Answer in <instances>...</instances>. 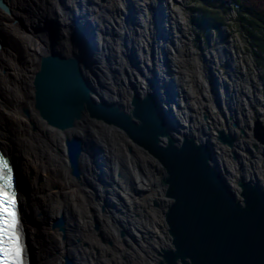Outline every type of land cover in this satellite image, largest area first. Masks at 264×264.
<instances>
[{"label": "water", "instance_id": "95a60500", "mask_svg": "<svg viewBox=\"0 0 264 264\" xmlns=\"http://www.w3.org/2000/svg\"><path fill=\"white\" fill-rule=\"evenodd\" d=\"M77 1L78 8L76 11L72 9L70 15L75 26L70 24V27H66L57 17L51 20L43 17L47 25L42 32L47 35L48 42L41 48L30 84L34 91L33 109L48 125L64 132L72 131L82 122L113 127L120 133L119 143H122L124 150L132 152V145L137 146L162 166L159 184L167 197L163 203L167 204L165 221L171 245L158 251L161 259L157 264H264L262 181L258 178L256 181L247 179L243 174L237 182L238 193L227 178L230 172L219 163L218 152L210 135L205 140L191 131H182V127L174 124L178 128L176 131L169 119L171 110L168 115L160 99L148 89L144 90L145 95L142 96L132 80L129 81L131 95L126 97L127 101L121 91L115 95L104 79L108 78L107 73L110 72L111 79L117 85H126L119 77V55L109 43L106 47H100L98 40L93 39V25L83 18L89 13L88 6L83 9L82 0ZM87 2L94 4L92 0ZM132 3L130 13L135 14L137 6L134 0H131ZM0 7L6 9L2 1ZM65 27L69 30L66 35ZM99 31L104 40L107 37L123 39L112 27L99 28ZM133 51L136 54L135 48ZM100 53L105 59L101 66L98 59ZM122 56L130 62L129 56L125 53ZM130 67L132 71L138 70L141 76H145L146 72L139 61L138 65L131 64ZM146 69L149 72L150 67L146 66ZM223 86L228 93V84L224 82ZM218 92L216 90L215 102L221 99ZM220 103L216 102L219 106ZM236 116L233 117L234 125L239 127ZM102 132L112 146L107 132L104 129ZM242 132L249 137L243 129ZM252 133L254 139L264 143V125L259 119ZM95 134L93 129H89L84 131L83 136L73 135L66 140L71 171L76 177L79 176L84 152L91 154L92 159L95 155L94 162L101 157L103 174H108V169L111 171L109 165L112 159L106 154L108 151L104 141ZM204 134L207 136L206 132ZM236 139L230 130H219L218 140L221 143L234 148ZM247 149L252 153L250 148ZM234 154L242 173L244 164L241 156L235 150ZM0 156L10 167L5 154L0 152ZM126 158V154L121 157L124 162ZM92 159L89 162L92 163ZM124 167L128 170L127 165L124 164ZM140 169L142 171V167ZM12 176L19 187L18 176L13 172ZM130 182L131 189L137 191L135 181L131 179ZM155 204L159 206L158 202ZM54 225L62 228L61 220ZM65 264L73 263L67 259Z\"/></svg>", "mask_w": 264, "mask_h": 264}, {"label": "bare ground", "instance_id": "6f19581e", "mask_svg": "<svg viewBox=\"0 0 264 264\" xmlns=\"http://www.w3.org/2000/svg\"><path fill=\"white\" fill-rule=\"evenodd\" d=\"M0 1L6 7L5 10L0 7V152L5 154L11 163L10 167H12L13 174L18 176L17 184L19 187L15 185L13 180V191L17 198L20 237L24 252L22 264H65L67 259L73 263V250L77 247V243H80L81 247L79 248L86 252L84 254L92 260V264H103L105 263L106 249L102 247L103 245L98 238H92L94 233L96 236L99 233L98 235L102 238V229H104L101 157L94 162L95 155L92 159L91 154L84 152L81 158L79 176L76 177L71 171L66 140L71 139L73 135L83 136L84 131L93 129L97 138L104 141L109 152L115 154L116 158L120 160L124 151L122 143H119L120 133L113 127H106L99 123L85 124L84 122L78 124L72 131L64 132L48 125L33 109L32 105L34 91L30 84L35 63L41 54V48L43 49L48 42L47 35L42 32L47 25V21L45 22L43 17H47V20L57 17L64 26L70 27V24L75 26L74 20L70 17L75 0ZM66 27L64 29L65 35L69 31ZM176 38L177 36L173 41ZM178 41L180 40L175 42L174 47L180 55L183 45ZM118 53L122 52L119 51ZM102 56L100 53L98 58L100 66L105 63ZM119 63V71L123 69V64L128 67V69L122 70L121 77L119 75L126 85L129 86V81L132 80L139 90L140 88L146 90L145 78L137 71H132L131 65L120 55ZM180 64H176V66H178L180 73L185 76L184 83L188 87L191 106L194 108L198 104V96L195 95L196 83L190 79L194 73L191 70L188 72V70L186 74L185 69ZM107 76L108 78L104 81L109 83L115 91V95L121 91L125 97L124 100L127 101L126 97L131 95V92L127 91L128 87L117 85L111 79L110 72L107 73ZM230 89L232 90V88ZM235 90L238 92V89L234 88V95L236 96ZM140 94L145 95L141 90ZM241 103L244 102L239 101V104ZM195 114L196 117L200 116L198 112ZM102 129L111 138L112 146L107 142L109 139L106 140ZM219 143L217 142L219 150L226 148ZM247 145L250 146L249 143ZM134 147L139 151L141 158L146 159L145 162L147 163L148 155L137 146L132 145L131 148L134 149ZM254 147L257 148V146ZM235 149L239 150L236 147ZM133 152L130 153L133 154ZM230 153L233 152L230 150ZM90 157L94 164L89 162ZM159 169L162 174L161 165ZM27 171L36 172L37 177L38 174H41L42 179L38 178L37 180L34 174L33 180H29L26 176ZM138 183L141 188L147 187L146 182L141 179L138 180ZM32 185L37 186L38 192ZM161 189L164 193L163 187ZM236 190L239 193V187ZM165 198L167 199L166 196ZM154 212H152V220L146 219L143 222H147L153 229H158L162 226L163 220L160 218L158 220L157 214ZM58 220H61L62 228L54 225ZM78 220L80 240L77 243H72V227ZM97 222L98 228L96 229ZM51 226L53 228H50ZM85 264L89 263L86 262Z\"/></svg>", "mask_w": 264, "mask_h": 264}, {"label": "flooded vegetation", "instance_id": "af4514ba", "mask_svg": "<svg viewBox=\"0 0 264 264\" xmlns=\"http://www.w3.org/2000/svg\"><path fill=\"white\" fill-rule=\"evenodd\" d=\"M92 1L94 2V4L88 3L87 0H82L81 3H84L83 9H85L88 6L89 13L87 15H84L83 18L87 22L93 25L92 29L95 30V36L93 39L98 40L100 47L101 46L106 47L107 46L106 44L109 43V46L112 48L114 52L118 53L120 51L122 53H125L127 56H129L131 64H134L135 66L138 65V61H139L141 68L146 72L144 73L145 76H143L147 84L145 86V89L146 90L148 89L151 93L154 94V96H157L160 99V102L162 106L164 107V109L166 107V109L168 110L169 112L168 115L171 114L172 112V114L169 116V119L171 120L170 121L171 127L176 129L177 131L178 128L175 127V125H177L179 128L182 127L181 128L182 131L183 130L191 131L197 137H201L198 134L199 131L197 129H193L191 123L198 121L197 118L199 117H196L195 112H198L201 115V113L199 112L200 110L203 111L204 113V110L210 111V109L208 108L206 104H204V101H201V96L197 94L195 95L198 96V101H197L198 104L197 106H194L195 109L191 106V97L189 95V90H188V87H186L184 83L185 76H183V74L180 73L178 66H176V64H180L182 61V63L185 64V68L189 67L192 72H195L196 68L193 66L195 65V63L192 64L188 56L183 58V60H180L178 55H176L178 54V52L174 55H171L172 51L169 48L168 44H173L174 46L175 41L173 40L175 39V34L173 33V35L171 34V36L167 37L168 33H171V32L167 31L168 26L163 25L161 21L159 22L157 21L156 18L159 15L157 8H155L154 6L152 7V10L150 12L152 16H154V20L149 21V24L147 26H144L135 19L134 14L130 13L132 12V9L130 7L133 6V3L131 4V0H92ZM162 1H165V0H162ZM76 8H78L77 0H75L74 2L73 10L76 11L75 10ZM140 10L143 11V9H140ZM102 24L105 25L104 27L114 28L116 33L122 35L123 39L122 40H120L119 38L111 39L110 37H107V40L105 41L103 34L99 31V28L104 29ZM147 42L149 43V49H147L146 47ZM133 48H135L136 54L134 53ZM149 51L152 54H149ZM122 53H118V55L122 56ZM138 56L140 58L139 60H137ZM171 56H173L172 57L173 59H171ZM102 58L104 59V56H102ZM158 58H159V62H158ZM130 62L128 63L130 64ZM152 64H155L156 67L153 68ZM146 66L150 67L149 72L147 71ZM123 67H125L124 64L122 68ZM201 69L204 70L203 67ZM122 70L123 69H121L120 71L121 75H122ZM175 74H178V76H180L181 83H177L174 77ZM210 75L215 77V73L213 71H211ZM208 79H209V76H208ZM223 82H226V80L222 81V79H219V84ZM125 86L129 87L127 85ZM212 87H214L213 84L212 86L209 84V89L211 92L210 94L212 96V100L214 103H216L215 102V98H216L215 96H217L216 89L214 88L213 90ZM239 88H241V86H239ZM140 90L144 94V89L140 88ZM127 91H129V89H127ZM217 91H219L218 94L220 93V95L221 93H223L220 91V89ZM235 93H236V96L233 94V96L235 97V100L236 101L239 100L241 102L243 101V98H245L247 94V93H242V89L241 91L238 90V92L235 90ZM226 94L228 95V93ZM242 104L243 103L239 104L241 106L240 108L244 109L245 105L242 106ZM199 105L201 106L199 107ZM186 107L187 109H185ZM181 114H182V117H181ZM225 114L222 115L224 119L218 118V120H216L212 116L209 117L210 121L206 120V125L203 127V133L206 132L208 133V135H210V139L212 143L214 144L216 151L219 152L218 156H220L219 161H220L221 167L224 170L225 168H227L228 171L230 172L227 175V178L229 177V179H233L235 177V174L237 172L241 174V171H240L239 161H237L235 164L230 161V159L232 158L231 154L234 155V150H235L239 153L241 157H244V155H242L240 151L248 150L247 148H250V146L248 147V145L245 144V141H242L241 142L242 145L235 142L236 144L234 148L227 147L228 145H226L225 146L226 148H222L219 150L218 145H217L218 135L216 132L218 130L217 128H219L220 126H223L224 123L225 124L229 123V121H227L225 118ZM228 114L230 115V118L233 120V126L236 127L234 125L235 118L233 117L234 115H237V114L233 111L232 112L229 111ZM239 115L242 116L243 118L241 119H242V122H244V127L250 131L251 124L250 125L247 124V122H249V119H248L249 117H247V114H245V112H241V114ZM238 120L240 124V119ZM242 125L243 124L241 123V125L237 127L236 129H240ZM234 134L238 135L235 132ZM205 137L206 135L203 138ZM104 147L108 151V153L106 154L110 156V158L112 159V162L109 165L111 167V171H109V169L108 170L106 169L108 174H103L102 173V169H103L102 159H101V180H102L101 196H102V206L104 207V210L103 209L102 210L105 216L103 219V226H104V229H102L103 236L102 238L99 237L98 240L103 245L102 247H105L106 249V252L104 254L105 263L103 264H154L156 259L157 261L158 259H161L160 253H158V251L160 250L155 249L156 247L152 243H149L150 242L149 236L148 235L145 236L144 232L143 231L141 232L138 226L142 228L150 227V225L147 222H143V221H145L146 219L152 220V214H153L152 212L155 211L154 213L157 214V219L159 220L160 218L163 220L162 226H160L158 229H155V230L159 231L160 229L165 228L163 229L162 235L158 237V240L161 242L162 241L166 242V240H168L166 234L168 233L169 235V232L167 231V233L165 234L167 230V226L166 224H163V223H166L165 217L163 216L165 215V212L167 210V204L163 203V207L159 209V213H160L159 215L158 211L151 208V205L149 203L144 204L139 200H135L133 193H135L136 195H141L139 193L141 190L139 189L140 186H139L138 180L140 179L143 180L144 182H146L147 185L149 183L148 176L146 174L142 175L143 170L141 171L140 167H145V169H147V166H149L150 169L156 170V172L159 173L161 177V170L159 169L160 165L157 161H155V159H152L150 156H147V155L145 156H147L149 160L146 163L145 162L146 159H144L143 157L141 158V156L139 155V151L137 150L136 147H134L133 149L134 151L133 154L130 153L128 150L123 151L122 156L125 154L127 156L125 160L126 162H124L122 159L118 160L115 154L109 152V149L106 148L105 144H104ZM235 147L239 150H236ZM230 150L233 153H230ZM250 150L252 151V153H254L252 148H250ZM263 151H264V147H263V150H260L259 153L261 154ZM225 156L228 159V161L226 160V163L223 160H221ZM261 157H262V154H261ZM250 158L253 161L251 160L249 164H246L247 158L243 160L245 172L251 171L252 173L251 179H254L256 181L257 180L256 178H258L260 181H262L256 172L257 166L255 163L258 162L259 157L254 156L253 154L251 155ZM124 164L127 165L128 170L124 167ZM139 171L141 172V174L139 173ZM259 171L261 170L259 169ZM150 172L151 171H149V173ZM131 179L135 181L134 184H136L137 191L131 189L132 188L131 182H130ZM161 192H162L161 195H163L162 189H161ZM155 206L157 205L155 204ZM78 222L79 220L76 221V223L74 224V227H72V231H71L72 232L71 234L72 243L73 242L77 243V241L79 242L80 240L79 234H78L79 233ZM135 225L137 226L136 231L140 234V236L136 235L132 231V226H135ZM93 237L97 238L95 233L94 235H92V238ZM170 242H171V239H170ZM145 243H148L150 247L153 250H155V253L150 254L151 251H146L144 249V245H142ZM76 246L77 247H75V249L73 250L74 251L73 252L74 257L72 259L73 263L80 264V261H82L81 264L83 263L85 264L86 262L89 264H92L93 263L92 260L88 256L86 257V255L84 254L85 251L79 248L81 247L80 243H77ZM127 248H130V249L127 250ZM140 254L142 255V257H140ZM151 257L153 258L151 259Z\"/></svg>", "mask_w": 264, "mask_h": 264}, {"label": "rangeland", "instance_id": "374dc122", "mask_svg": "<svg viewBox=\"0 0 264 264\" xmlns=\"http://www.w3.org/2000/svg\"><path fill=\"white\" fill-rule=\"evenodd\" d=\"M134 2L136 3V6H137L136 7L137 11L134 12L135 19L144 26H147L149 24V21L154 20V16H152L150 12L152 10V7L154 6L155 8H157V11L159 13V15L156 18L157 21L161 20V22H163L164 25L168 26V30H167L168 32L169 31L172 32L173 30L175 37L177 36L175 42L177 40H180L181 43L180 41H178V43L183 45L181 46L182 54L180 55L178 54L179 59L183 60V58L188 56L192 64L195 63L194 67L196 68V71L193 72L194 75H191L190 73L191 75L190 79L192 80L193 83H196V94L201 96V101L205 100L204 104L208 106L210 111L204 110V113L201 110L199 111L201 115L199 116L198 121H195L193 124L191 123L193 129H197L199 131L198 134L201 137H204L205 134L203 133V127L206 125V120L210 121L209 117L211 116L214 117L216 120H218V118L224 119L222 115L226 113L225 118L227 121H229L230 124L224 123L223 126H220L221 128H218L216 132L217 135H219V130H225L226 132H228L230 128V131L232 132V134H234V132L238 134L236 135V138H237L236 143H240L241 145H242L241 143L242 141H246L249 143L250 148H252L254 152L253 153L254 156L259 157L258 162L255 164L261 171H259V169L257 168L256 172L258 173L259 177L264 183V151L261 153L262 157H261V154L259 153V151L263 149L264 143H260L256 139H254L253 133H252L257 119H259L264 125V83H263V80L261 79V77L264 74V71H262V69L258 66V61L253 55V52H252L253 48L249 40L247 39V36H245L242 29H240V27H237L236 25V22H235L236 13L234 12V9L231 10L230 11L231 13L228 14L227 16L228 17L227 22H228V25L230 24V26H223L218 31L215 29H212L211 31L207 32L206 35H202L201 36L202 38H200L199 41H196L198 36L201 35V31L200 29L196 27V25L192 21L193 15L195 13L191 11L192 9L191 7L193 6V4L190 3L189 0H165V1H162V0H144V1L134 0ZM263 2L264 0H247V4L253 8H255V6H258V7L260 6L261 8ZM142 8H143V11L140 10ZM160 16L162 19H160ZM169 36H171V33H168L167 37ZM168 45L171 51L173 52V53L171 52V55L176 54L177 50L175 49L173 44H168ZM146 47L147 49H149L148 42L146 43ZM149 54H152V53L149 51ZM172 57L173 56H171V59H173ZM158 62H159V58H158ZM152 66H154V64H152ZM181 66L183 67V69H185L186 74L190 72L191 69L189 67H186L187 68L186 69L185 64H183L182 61H181ZM202 67L205 70L204 73H203V70L201 69ZM211 71L215 73L216 77H213L212 75H210ZM178 74H175L174 77L177 83H181L180 76H178ZM208 76H209V79H208ZM219 79H222V81L226 80L227 84L229 85L228 95L226 94V90L224 89V86H223L224 82L223 84H219ZM209 84L211 86L213 84L214 86L212 87L213 90L215 88L216 90L220 89V91L223 92L221 94V99L219 98V101L218 99L216 100L218 104L221 102L220 106L213 102L212 96L210 94L211 92L209 89ZM239 86H241L242 93H247L246 97L243 98L244 103L242 104V106L245 105L244 109L240 108L241 106L239 105V100L236 101L235 97L233 96L234 88L239 90L240 89ZM230 88H232V90ZM200 106L201 105H199V107ZM229 111L231 112L233 111L235 113L237 112V119H240V125L241 123L243 124L240 127V129H236L237 127L233 126V120L230 118V115L228 114ZM244 111H245V114H247V117H249L248 119H250L249 122H247L248 125L251 124L250 131L244 127V122H242L243 118L242 116L239 115L241 114V112H244ZM181 117H182V114H181ZM242 129L247 133L249 137L243 134ZM207 136H208V133H207ZM207 136L204 138L205 140L207 139ZM217 142L219 143L220 141L217 140ZM220 143L219 145L226 146V145H223V143L222 144ZM255 145H257V148L254 147ZM240 153L244 155V157H241V160L243 161L245 158H247L246 164H249L250 161L252 160L250 157L253 154L250 153L249 150H244V151L241 150ZM218 157L220 160V156ZM231 157L232 158L230 159V161L235 164L237 162L236 155L231 154ZM221 160H223L225 163H226V160L228 161L226 156L223 157ZM142 170H143L142 175L146 174L148 176L149 183L147 187H145L144 189L139 187V189L141 190L139 193L141 195H136L135 193H133V196L135 197V200H139L144 204L149 203L151 205V208L158 211V214L160 215L159 209L163 207V202L166 200L164 196L165 194L163 193V195H161L162 194L161 186L159 184L160 174L157 173L156 170L150 169L149 166H147V169H145V167H142ZM149 171H151L152 173L151 172L149 173ZM139 173L141 174L140 171ZM34 174L37 177L36 172L33 173V171H30V172L27 171L26 176L28 177L29 180L30 179L33 180ZM243 174L247 179H251V175H252L251 171H248V172L244 171L241 174L237 172L233 179H229L228 177L229 182L235 189L238 188L237 182L240 178H242ZM38 178L42 179V175L38 174L37 180ZM32 187H34L35 190L37 188V186L35 187L33 185ZM155 202L159 203V207L155 206ZM163 224H166V223H163ZM138 227L141 232L142 231L144 232L145 236L146 235L149 236L150 238L149 243H152L156 247L155 249L162 250V248H167L171 245L170 237L167 233L168 227L165 232V234L167 233L166 235L168 238L166 242H163V241L161 242L158 240V237L162 235L163 229L165 228L157 231L153 229L152 226L147 227V228L145 227L142 228L140 226ZM50 228H53V227L51 226ZM136 228H137L136 225L132 226V231L136 235L140 236V234L136 231ZM98 234L99 233H97V238L100 237ZM142 245H144V249L146 251H151L150 254L155 253V250H153L148 243H145ZM128 249L130 248H127V250ZM140 257H142L141 254H140ZM152 258L153 257H151V259ZM154 264H157V259L155 260Z\"/></svg>", "mask_w": 264, "mask_h": 264}, {"label": "trees", "instance_id": "16d2710c", "mask_svg": "<svg viewBox=\"0 0 264 264\" xmlns=\"http://www.w3.org/2000/svg\"><path fill=\"white\" fill-rule=\"evenodd\" d=\"M193 4L192 21L201 31L196 41L212 29L220 30L228 25V14L234 9L236 25L242 29L252 45V52L258 66L264 71V2L262 7L255 8L247 4V0H189ZM264 83V74L261 77Z\"/></svg>", "mask_w": 264, "mask_h": 264}, {"label": "snow or ice", "instance_id": "6c2138e0", "mask_svg": "<svg viewBox=\"0 0 264 264\" xmlns=\"http://www.w3.org/2000/svg\"><path fill=\"white\" fill-rule=\"evenodd\" d=\"M8 162L0 156V264H22L17 198Z\"/></svg>", "mask_w": 264, "mask_h": 264}]
</instances>
